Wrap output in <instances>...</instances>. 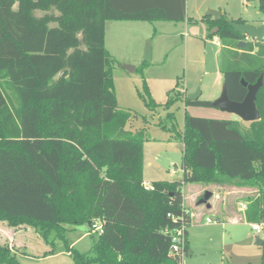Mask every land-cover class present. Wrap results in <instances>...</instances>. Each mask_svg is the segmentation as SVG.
<instances>
[{
  "label": "trees",
  "instance_id": "16d2710c",
  "mask_svg": "<svg viewBox=\"0 0 264 264\" xmlns=\"http://www.w3.org/2000/svg\"><path fill=\"white\" fill-rule=\"evenodd\" d=\"M259 9L264 15V0ZM185 18L186 0H0V221L38 228L44 241L99 223L90 250L71 253L75 264H184L164 233L190 225L184 185L240 181L256 188L244 216L262 226L264 264V43L237 47L245 37L230 23L243 20L205 19L222 44L220 72L231 101L246 95L241 78L253 84L263 76L260 119L243 132L230 119L185 112L177 133L182 177L143 186L148 138L145 128L128 129L138 114L118 107L120 64L105 48V24ZM184 103L215 108L199 99ZM0 264L20 263L0 245Z\"/></svg>",
  "mask_w": 264,
  "mask_h": 264
},
{
  "label": "rangeland",
  "instance_id": "374dc122",
  "mask_svg": "<svg viewBox=\"0 0 264 264\" xmlns=\"http://www.w3.org/2000/svg\"><path fill=\"white\" fill-rule=\"evenodd\" d=\"M259 6L260 0H186V19L181 23L106 22L105 47L116 55L120 64L113 79L118 107L136 112L139 117L135 128H145L149 137L143 165L146 185L182 177V143L177 133L183 129L184 99L199 92L200 101L214 102L221 93V47L208 37L212 30L205 19L211 18L205 15L216 11L229 21L241 19L243 24L259 27L264 26ZM253 41L264 43V37L261 42ZM147 43L149 61L144 59ZM141 63L147 65L143 71ZM126 66H136L137 71L128 73ZM192 109L207 113L208 109L215 108ZM215 111L233 121L241 131L248 130L250 123L222 114L218 109ZM255 192L253 184L240 181L188 183L183 188V205L193 213L188 227L191 253L184 257L183 263L260 264L262 248L255 241L261 236L251 230L244 216L234 223H205L206 218H218L204 206L209 204L215 209L222 204L233 205L241 212L240 203L246 205L243 200ZM206 193H210L209 198L205 197ZM38 230L24 223L11 225L0 221V245L10 248L20 264H75L71 253L85 254L99 239L96 230L87 225L69 227L62 239H55L54 233H50L48 242Z\"/></svg>",
  "mask_w": 264,
  "mask_h": 264
},
{
  "label": "water",
  "instance_id": "95a60500",
  "mask_svg": "<svg viewBox=\"0 0 264 264\" xmlns=\"http://www.w3.org/2000/svg\"><path fill=\"white\" fill-rule=\"evenodd\" d=\"M206 17H210L213 21H219L221 18V13L216 11H209ZM234 31L244 36L246 39L255 40L261 42L264 37V26L254 27L251 24H239L231 23ZM245 42H239L237 47L243 48ZM151 58L150 55V45L147 43L144 50V59L149 61ZM126 71L128 73H133L135 67L126 66ZM262 78L260 75L257 81L253 84L246 83L242 78L240 79L241 85L246 88V95L241 102L231 101L226 92L224 83L222 84V89L219 97L212 102L213 106L218 109L219 112L227 115H234L239 118L244 123L256 122L260 119V113L256 107V95L259 89L262 86ZM199 97V92L188 95L187 100L195 101ZM210 193H206L205 197L209 198ZM263 241L261 238L256 239V245L262 246Z\"/></svg>",
  "mask_w": 264,
  "mask_h": 264
},
{
  "label": "crops",
  "instance_id": "0c3cea01",
  "mask_svg": "<svg viewBox=\"0 0 264 264\" xmlns=\"http://www.w3.org/2000/svg\"><path fill=\"white\" fill-rule=\"evenodd\" d=\"M223 16V14L221 13V17ZM186 19V18H185ZM212 20V19H211ZM185 21V20H184ZM184 21H182V22H184ZM177 23H179V22H177ZM181 23V22H180ZM105 27H106V24H105ZM210 27L211 26H209V30H210ZM211 31V30H210ZM215 33V30H212L211 31V33ZM211 33H209V35H208V37L211 39V40H213V41H216V43L217 44H219V46L221 47L222 46V44H221V41H220V39H219V37L218 36H210V34ZM105 37H106V35H105ZM105 40H106V38H105ZM105 45H106V41H105ZM106 49H107V47H105ZM108 51V50H107ZM109 52V54L112 56V57H114L115 59H116V55L115 54H112V52L111 51H108ZM220 53V52H219ZM142 64V63H141ZM135 69H136V66H135ZM135 71V70H134ZM117 74V73H116ZM115 74V75H116ZM124 74V73H123ZM127 74V73H126ZM200 96V95H199ZM198 99H199V97H198ZM193 107L191 106V107H186L185 108V112L186 113H188L190 116H194V117H203V118H212V119H228L227 117H222L221 115H219V114H217L216 112L217 111H215V109H208V111H207V113H203L202 111H195V110H193L192 109ZM221 113V112H220ZM223 114V113H222ZM227 115V114H226ZM137 121V120H136ZM135 121V122H136ZM135 122L131 125V126H129V130L130 131H137V130H140V129H143V128H139V129H136L135 128ZM149 144V137H148V140L146 141V142H144V145H143V165H144V151H145V148H146V146H149L148 145ZM182 171V170H181ZM142 179H143V171H142ZM180 179V178H179ZM173 181H175V180H173ZM173 181H171V182H173ZM143 182H145L144 181V179H143ZM158 182V181H157ZM154 183V182H153ZM187 185V184H186ZM186 185H184V187L186 186ZM244 202L246 201V199H244L243 200ZM192 206V205H191ZM242 209H240L241 210V212H239L238 211V209H237V211H236V208L233 206V205H224V204H222V205H219L218 207H216L215 209H211V206L208 204V205H206V206H204V208H207V210H211V211H213L214 213H215V216L218 218V220H214V219H210V218H206V219H210L211 220V222L210 223H207L206 222V219H205V223L206 224H213V223H224V222H227V221H231L232 223H234L237 219H240L241 218V215L242 216H244V209H243V204L242 203H240V205H239ZM245 206V205H244ZM195 210H196V208H195ZM191 212V211H190ZM189 212V215H190V225H191V222H192V215H193V213H190ZM195 212V211H194ZM244 218H245V216H244ZM247 224H249V225H252V224H250V223H247ZM189 225V226H190ZM188 226V227H189ZM188 227H187V235H186V239H187V243H188V253H187V256H189L190 255V253H191V251H190V249H189V242H188ZM251 230H252V228H251ZM253 231V230H252ZM254 232V231H253ZM255 234H256V232H254ZM257 235V234H256ZM259 236V235H258ZM255 245H256V241H255ZM258 246V245H257ZM261 247V246H260ZM247 249H249V247H247Z\"/></svg>",
  "mask_w": 264,
  "mask_h": 264
},
{
  "label": "built area",
  "instance_id": "2783aa9c",
  "mask_svg": "<svg viewBox=\"0 0 264 264\" xmlns=\"http://www.w3.org/2000/svg\"><path fill=\"white\" fill-rule=\"evenodd\" d=\"M143 186H144L145 190H153L152 185H146L145 183H143ZM243 209H245L244 205H243ZM185 213L189 214V212L187 210L185 211ZM206 222L210 223L211 220L206 219ZM92 228L95 229L98 234L101 233V226L100 225H97L95 223L94 225H92ZM251 228L254 232H256L257 235H259V236L261 235V233H262V226L261 225L252 224ZM185 231H187V228L184 224H182L180 228H178L174 231H168V230L164 231V233L170 235V237H171V244H170L171 254L175 255V254L181 253L182 263L184 261V256H183L182 250H183V247H184L185 242H186Z\"/></svg>",
  "mask_w": 264,
  "mask_h": 264
}]
</instances>
